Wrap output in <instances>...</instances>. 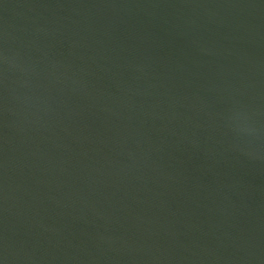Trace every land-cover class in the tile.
<instances>
[{
    "label": "water",
    "instance_id": "95a60500",
    "mask_svg": "<svg viewBox=\"0 0 264 264\" xmlns=\"http://www.w3.org/2000/svg\"><path fill=\"white\" fill-rule=\"evenodd\" d=\"M0 264H264V0H0Z\"/></svg>",
    "mask_w": 264,
    "mask_h": 264
}]
</instances>
